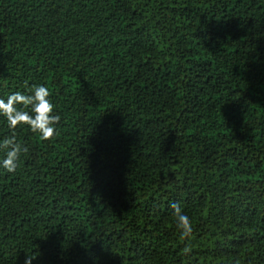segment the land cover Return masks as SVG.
I'll use <instances>...</instances> for the list:
<instances>
[{"label": "trees", "instance_id": "trees-1", "mask_svg": "<svg viewBox=\"0 0 264 264\" xmlns=\"http://www.w3.org/2000/svg\"><path fill=\"white\" fill-rule=\"evenodd\" d=\"M32 85L0 264H264V0H0V98Z\"/></svg>", "mask_w": 264, "mask_h": 264}, {"label": "clouds", "instance_id": "clouds-1", "mask_svg": "<svg viewBox=\"0 0 264 264\" xmlns=\"http://www.w3.org/2000/svg\"><path fill=\"white\" fill-rule=\"evenodd\" d=\"M0 116L6 119L10 129L15 130L18 126L27 125L33 133H39L45 140L56 134V124L59 122V116L54 114L49 89L45 85H32L30 91H15L6 99L0 98ZM5 144L9 146V151L0 160V167L12 173L17 169L20 154L26 153L28 148L23 146L21 149L15 135L11 140H5ZM171 207L178 214V226L182 234L189 235L193 231L189 216L180 213L178 205L172 204ZM24 264H32L29 256L25 257Z\"/></svg>", "mask_w": 264, "mask_h": 264}]
</instances>
